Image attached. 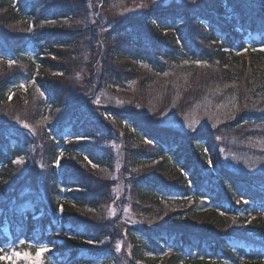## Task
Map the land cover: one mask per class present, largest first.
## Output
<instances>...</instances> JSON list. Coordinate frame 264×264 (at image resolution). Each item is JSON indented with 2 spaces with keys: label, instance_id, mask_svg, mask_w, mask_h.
I'll list each match as a JSON object with an SVG mask.
<instances>
[{
  "label": "trees",
  "instance_id": "16d2710c",
  "mask_svg": "<svg viewBox=\"0 0 264 264\" xmlns=\"http://www.w3.org/2000/svg\"><path fill=\"white\" fill-rule=\"evenodd\" d=\"M155 1L0 0V264L11 247L117 264L101 209L121 180L142 215L166 213L124 227L131 264H264V178L234 168L264 130V0ZM214 102L237 109L204 126Z\"/></svg>",
  "mask_w": 264,
  "mask_h": 264
},
{
  "label": "rangeland",
  "instance_id": "374dc122",
  "mask_svg": "<svg viewBox=\"0 0 264 264\" xmlns=\"http://www.w3.org/2000/svg\"><path fill=\"white\" fill-rule=\"evenodd\" d=\"M165 0H156L155 4L158 3H168L169 1L172 0H167L166 2H164ZM183 1V0H180ZM135 12V10L129 9L125 12H112L109 10H106L104 12H102V16L104 17V21L108 20L109 18L112 17H119L120 19L122 18H126L129 15H133ZM115 13V14H114ZM188 67V68H186ZM185 68H180V69H176L174 70V72L169 75L168 77L170 78H174V80H184V81H188L190 79H192V74L194 75L195 72L199 71V70H192L189 69L190 66H186ZM194 67V65L192 66ZM25 86H23L24 88ZM131 93V92H130ZM120 94H124L126 95L125 92H120ZM154 95L150 94L149 96V104H153L156 101V95L160 96V92L157 90H154ZM111 96V95H110ZM107 96H104V99L106 101H108ZM129 98V97H126ZM211 103H208V108L204 109L206 111L209 110H213L211 108H209ZM214 104L216 105V110L212 113H201L196 115L198 117H202V118H196V120H202L203 121V125L204 126H211V127H216V125L219 122H223L226 121L227 118L233 116V113H235V110L237 108H234L232 112L229 113V115L225 116V112L226 109L230 110L233 107V103H226V104H220L218 102H214ZM198 106L200 104H197ZM253 105L256 107L257 103H253ZM151 108V107H150ZM202 109V108H201ZM248 111L247 108H243V110ZM38 126L35 125H27L26 123H23L22 125L26 126L27 129H31L33 132H37L38 127H41V125L43 126V122L38 121ZM220 124V123H219ZM253 130V129H252ZM218 131V130H217ZM230 131V130H228ZM253 132H255L257 134V136H254L255 139L257 140V143H253L251 144V134H248V137H250L248 144L244 145V152L249 154L251 156H254L253 158H242L241 162H237L235 163L234 168H236L238 170V168L242 169V173H247V174H251L252 176H254L255 178H260L262 179V177L264 178V130L263 129H255ZM229 133V132H228ZM228 133H224L223 132H219L218 133V141H222L225 140L228 137ZM222 134V135H221ZM224 137V138H223ZM221 147V146H220ZM219 147V148H220ZM217 148V146H216ZM248 150V151H246ZM37 160L40 161V158L37 157ZM32 168H30V170H27V172H25L24 177H29L30 179H34L35 177L38 176L37 171H35L33 169V171H31ZM106 176V174H105ZM120 180V178H119ZM122 181V180H121ZM117 184L116 187V194L117 196L116 199L112 202L109 203L108 205H105L102 207L101 211L102 214L105 218L103 219H109V220H113L116 217L120 218L119 220V226L118 229L120 230V236H117L114 245H115V249H116V262L117 264H131L130 262V245L128 243L127 237L124 235V227L128 226V225H139V226H144V228H148V227H157L159 225H165V216L166 213H164V215H161L160 218L157 216H152V217H146L144 215H142L139 211V209H137L134 206L133 203V199L130 196H125V194L123 193V189L121 188L120 183ZM122 191V192H121ZM167 212V211H166ZM88 213V212H87ZM113 213H115L113 215ZM88 214H91V216L93 217V215H100L99 212H94L91 213L89 212ZM115 221V220H113ZM5 234L9 236V231L8 229L4 230ZM119 246V250H117V247ZM32 250H28V249H22V250H16L15 247H11V249L9 250V252L2 256V260L6 263V264H43V260H44V254H45V249L40 248V249H35L34 253H31Z\"/></svg>",
  "mask_w": 264,
  "mask_h": 264
},
{
  "label": "snow or ice",
  "instance_id": "6c2138e0",
  "mask_svg": "<svg viewBox=\"0 0 264 264\" xmlns=\"http://www.w3.org/2000/svg\"><path fill=\"white\" fill-rule=\"evenodd\" d=\"M147 5H145V7H146ZM48 23H54V21H48ZM11 63V62H10ZM41 95H43V93H41ZM16 163H22V161H19V160H17L16 161ZM93 167H95V165H93ZM115 213H113V215H114ZM89 243H91L92 241H88ZM117 250H119V246L117 247Z\"/></svg>",
  "mask_w": 264,
  "mask_h": 264
}]
</instances>
